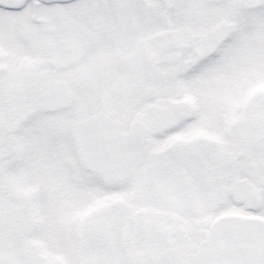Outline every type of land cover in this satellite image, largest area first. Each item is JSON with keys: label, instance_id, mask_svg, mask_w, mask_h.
I'll return each instance as SVG.
<instances>
[{"label": "snow or ice", "instance_id": "1", "mask_svg": "<svg viewBox=\"0 0 264 264\" xmlns=\"http://www.w3.org/2000/svg\"><path fill=\"white\" fill-rule=\"evenodd\" d=\"M0 264H264V0H0Z\"/></svg>", "mask_w": 264, "mask_h": 264}]
</instances>
